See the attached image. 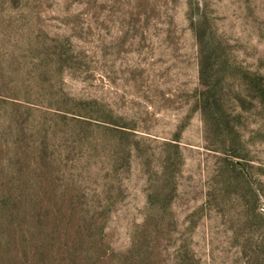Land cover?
Returning a JSON list of instances; mask_svg holds the SVG:
<instances>
[{
    "label": "rangeland",
    "instance_id": "obj_1",
    "mask_svg": "<svg viewBox=\"0 0 264 264\" xmlns=\"http://www.w3.org/2000/svg\"><path fill=\"white\" fill-rule=\"evenodd\" d=\"M0 264H264V0H0Z\"/></svg>",
    "mask_w": 264,
    "mask_h": 264
}]
</instances>
